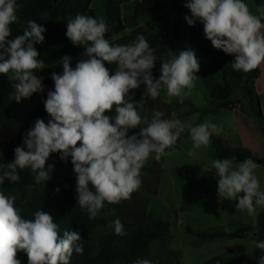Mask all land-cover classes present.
<instances>
[{
  "label": "clouds",
  "instance_id": "1",
  "mask_svg": "<svg viewBox=\"0 0 264 264\" xmlns=\"http://www.w3.org/2000/svg\"><path fill=\"white\" fill-rule=\"evenodd\" d=\"M19 7L17 0H0V75L12 82V98L17 103L44 91L43 78L34 72L49 67L36 48L45 42V27L29 20L23 34L8 39L11 25L18 22ZM185 7L191 13L184 17L189 26L199 21L213 48L234 55V70L248 73L264 64V4L256 7L258 15L245 0H187ZM109 31L103 18L77 13L68 19L66 37L83 48L85 58L74 68L68 55L57 62L63 70L51 74L54 90L48 91L44 101L50 119L46 123L38 118L24 135L23 145L15 147L14 159L0 162V186L6 180L19 182L24 169L30 170L35 184H46L54 171V164L47 161L58 153L61 161L71 159L79 208L95 219L105 202L131 199L142 185L141 170L149 158L159 161L171 155L166 150L173 149L182 134L187 133L192 141V155L210 144L213 133L220 132L210 121L192 126L178 118L165 119L161 111H154L150 120L141 115L144 102L162 92L180 102L191 94L200 70L194 50L173 53L162 62L156 79L152 69L158 57L144 35L119 44L114 43L115 34L106 38ZM106 63L115 64V71ZM141 85L144 96L135 101L131 93ZM137 128L139 132L129 135ZM257 167L250 157L235 165L234 158L211 161V171L218 177V198L238 201L237 211L249 216L257 208L264 209ZM15 200L0 190V264H21L19 252L26 254L28 264H70L74 252L83 254L79 232L64 231L61 236L53 216L44 210L26 219ZM111 226L116 235H127L119 218ZM251 246L264 252V240H253ZM134 264L152 261L139 258ZM258 264H264V255Z\"/></svg>",
  "mask_w": 264,
  "mask_h": 264
},
{
  "label": "trees",
  "instance_id": "2",
  "mask_svg": "<svg viewBox=\"0 0 264 264\" xmlns=\"http://www.w3.org/2000/svg\"><path fill=\"white\" fill-rule=\"evenodd\" d=\"M160 0H135L125 3L123 6L124 22L129 29H136L141 25L150 27L149 35L144 36L149 45L155 49L158 59L152 69L154 78L159 79L161 75V62L170 55L171 47L174 45L178 51L192 49L195 51L199 63L203 58L202 50L196 45L194 39L183 31V20L179 17L191 15L189 9L185 7L187 0H172L170 10L176 16L173 25V37L165 38L161 33V17H152L149 9ZM257 6L264 4V0H255ZM96 18H103L110 28L118 26L116 18V5L114 0H17L20 6L17 12L18 22L11 25L12 33L8 39H14L17 35L23 34L29 20H34L46 28L44 33L45 42L37 44L36 48L40 52L47 51L45 59L54 60L65 55L73 57L71 48L73 44L66 37V23L69 18L77 13L85 14L89 12L92 4ZM199 30L205 39L206 44L211 42L206 39L203 25L197 21L194 26ZM56 43L58 49L47 47V44ZM64 53V55H61ZM56 61V60H55ZM54 62V61H51ZM233 60L226 53L218 55L211 63L207 71L209 78L210 95L213 109L210 111L232 110L241 101L235 95L243 92L249 102L252 115L259 122L264 132V114L261 97L256 89V80L261 75L260 69H255L245 73L232 68ZM200 72V70H199ZM197 72L196 75L199 73ZM14 89L12 82L7 75H0V146L4 147L6 141L20 135L21 125L17 124L11 108V100ZM34 93L31 97H36ZM139 128L134 132H139ZM18 146L23 145V138L18 141ZM7 150V151H6ZM14 155V147L4 149L8 157ZM53 153L47 164H54V171L51 173V180L39 185L29 183L25 180L20 171V181H5L0 186L5 195L16 198V207L21 210L22 216L26 219L34 218L33 214L38 210L49 212L59 226L60 234L64 231L79 232L83 246V254L73 253L70 264H134L139 258H146L152 264H180L179 254L168 247L161 253L160 247L168 246L173 238L169 221H165L157 216V212L147 211V219L144 223L129 229L126 236H118L112 228L114 216L123 212L122 202L119 204H108L105 202L103 209L95 219H89L87 211H82L77 202L76 177L72 167L66 168L63 161ZM210 157L215 159H233L234 163H239L246 158H251L256 164L264 166V158H260L255 152L247 148H225L220 141L214 140ZM9 158V157H8ZM10 159V158H9ZM14 159V156H13ZM11 158L10 162L13 160ZM150 166L145 165L141 174L148 173ZM175 182L179 179H186L192 184L202 188L206 196H199L198 192L187 191L183 187V204L180 209L175 210L173 215L179 211L195 210L203 207L219 208L217 201L218 179L209 177L195 165H189L186 169L175 168L173 170ZM90 189L92 188L89 185ZM25 188V190H24ZM57 189H59L57 191ZM94 191V189H92ZM207 201V202H205ZM254 231L253 238L256 241L264 238V209L258 216V226H242L235 231L226 232L223 229L212 231H195L187 227V232L198 241H213L219 239L247 238ZM157 248V250H155ZM160 251V252H158ZM260 255H264L259 249H254L251 253L227 252L220 256L213 257L203 264H238L247 262L248 264H258ZM21 264H28L27 256L24 252L18 253Z\"/></svg>",
  "mask_w": 264,
  "mask_h": 264
},
{
  "label": "crops",
  "instance_id": "3",
  "mask_svg": "<svg viewBox=\"0 0 264 264\" xmlns=\"http://www.w3.org/2000/svg\"><path fill=\"white\" fill-rule=\"evenodd\" d=\"M133 1L135 0H120V3L115 2L118 26L110 28V31L106 34V38L109 39H111L113 34L116 35L117 40L114 41V43L128 44L135 40L137 35L142 34L147 36L151 32L150 27L145 24L132 30L126 26L123 16V6L125 3ZM171 2L172 0H160V2L149 9L150 16H159L162 18L161 33L165 38L173 37V25L176 20V16H174L170 10ZM94 5L95 3L92 4L87 15L96 18ZM179 19L183 20V31L194 39L196 45L203 53V58L200 63V72L197 74L198 79L195 87L191 90V94L185 97L183 102H180L178 98L169 99L163 92L154 100H146L143 108L140 110L141 115L150 120L154 111H161L164 113L163 118L165 119L178 118L182 122L191 124L192 126L205 121H210L220 127V132L218 134L213 133L210 144L206 148L202 147L197 149L192 155H189V151L193 146L192 141L187 133H185L181 135L173 149L166 150L170 151L171 155H164L159 161H156L152 157L149 158L146 165L150 166V171L148 173L141 174L142 185L140 188L154 192L155 190H152L154 187L150 188L149 181L153 180L158 174L156 185V187L158 186L156 192V196L158 197L160 196L159 192L162 180H167L168 183L166 185V189H164L165 193L163 195V202L168 209H172L174 206L180 209L183 204V188L175 182L173 176V170L175 168L186 169L189 165H195L198 166L209 177V179H218L215 172L211 171V161H213V159L210 157V153L214 140L220 141L221 145L225 148H247L256 152L260 158H264V132L255 117L244 109L243 105H245L244 103L247 101L246 99L238 98L241 103L237 104L236 108L232 110H220L218 112L210 111L214 107L210 95L207 71L214 59L223 53V51L213 48L211 44H206L203 34L194 26H189L185 21L184 16L179 17ZM54 44L56 43L47 44V47L50 45L51 49H58L57 45ZM71 50L72 52L70 54L73 55L71 66L74 68L80 59L85 58L82 56L84 50L81 46L74 45ZM46 53V50L43 51L39 57L45 61L46 65L49 66L43 70H39L40 75L43 77L42 83L44 91L37 92V96L34 98L31 97L29 99H22L20 103H17L13 98L11 100V108L14 119L17 124L21 125L22 131L20 135L18 134L11 140L6 141V145L4 147L0 146V151L3 153V160L0 162L5 164L10 162L14 155L12 153L9 154L8 152L9 159L5 155L4 149H7L8 147H14L15 149V147L19 145L18 141L24 137L26 132L34 125V122L38 118L43 119L46 123L50 119L44 108V101L47 98L45 94L48 93L50 87H54L51 74L56 71V73H61L62 66L57 63L60 61L61 57L54 58V60H47L45 59ZM173 53H179L178 49L174 45L171 47L169 57L162 62L171 59ZM61 55H64V53H61ZM229 56L234 61V55ZM106 67H108L111 71H115L116 65H108L106 63ZM260 71L261 75L256 81V87L258 94L261 97L264 114V85L260 86V79L263 76L262 66ZM144 88L145 86L141 85L139 89L133 90L131 94L135 101H140L142 99L144 96ZM108 114L111 115V113ZM15 116H17V118L19 116V119L17 120ZM134 130H131L129 135L133 134ZM55 156L59 158L58 153H56ZM64 163L66 168H73L70 158ZM157 164L160 165L158 170H156ZM235 164L238 163H234V165ZM257 165L256 175L260 179L262 190H264V166L259 164ZM145 181L148 182L145 183ZM203 196H206V194L204 193ZM217 201L220 205L219 208L203 207L195 210L179 211L176 215H172L169 219L170 230L173 238L168 243V248L179 254L180 264H203L207 260L227 252L241 254L251 253L254 251V246H251V242L254 240V231L249 237L243 239H219L213 241H198L197 243L196 238L187 232V227H190L195 231L223 229L226 232H232L242 226L253 227L255 224L256 212L252 216H249L246 212L237 211L235 205L238 201H230L226 199L221 200L218 197ZM125 204L126 203L123 202V212H126L128 207H126ZM150 204V201L145 200L136 206V209L128 222L130 225L124 229L125 231H128L129 229L146 221L147 211ZM114 217H116V215ZM228 227L232 229L227 231ZM208 252H210L209 255H207ZM202 253L204 255H202ZM238 264L248 263L240 262Z\"/></svg>",
  "mask_w": 264,
  "mask_h": 264
},
{
  "label": "rangeland",
  "instance_id": "4",
  "mask_svg": "<svg viewBox=\"0 0 264 264\" xmlns=\"http://www.w3.org/2000/svg\"><path fill=\"white\" fill-rule=\"evenodd\" d=\"M115 2L116 3H120V0H115ZM245 3H247L248 5H249V7H250V10L254 13V14H257L258 15V13H256V7H257V4H256V2H255V0H245ZM264 64H262L261 66H262V71H263V76H262V78L260 79L261 81H260V86H263L264 85V66H263ZM61 66H62V64H61ZM261 66H259L258 67V69H260L261 70ZM62 68V67H61ZM62 70H63V68H62ZM61 70V71H62ZM57 72V71H56ZM60 73V72H59ZM62 73V72H61ZM34 74L35 75H37L38 77H42L41 75H40V72H39V70H36L35 72H34ZM43 78V77H42ZM257 81V80H256ZM49 85V84H48ZM46 88V87H45ZM256 89H257V87H256ZM49 90H54V87L52 86V87H50V89ZM48 90V91H49ZM258 92V91H257ZM202 95V94H201ZM45 96H47V93L45 94ZM202 97H203V95H202ZM235 97L238 99V98H243V99H246L245 98V96H244V94H243V92L241 91V92H239V93H237L236 95H235ZM247 100V99H246ZM245 105H243V107H244V109L245 110H247L248 112H249V114H252L251 113V109H250V107H249V102H248V100L244 103ZM16 117V119L18 120L19 119V116H18V118H17V116H15ZM252 151V150H251ZM256 153V152H255ZM153 167V166H152ZM156 167V166H155ZM158 167H160V165H158L157 164V168H156V170H158ZM22 173H23V176H24V178H25V180L27 181V182H29V183H33L34 182V180H33V176H32V174H31V172H30V170L29 169H24V170H22ZM157 177H158V174L154 177V179L153 180H150L149 182H150V188L151 187H154V188H152V190H155L154 192L153 191H148V190H144V189H142V188H140L138 191H136V192H134L133 194H132V196H131V199H129V200H124V201H122V205H123V202H125L126 204H125V206L127 207V210H126V212H121L120 213V215L119 214H116V217H113L114 218V220L115 219H117V218H119V220L122 222V224H123V226H124V229H126V227L128 226V225H130L128 222L130 221V218L132 217V214H133V212H134V210L136 209V206L137 205H139V203H141V202H143V201H150V203H153V202H155V203H153L152 204V206L150 207V211L151 212H157V216L158 217H161L162 219H164L165 221H169V219L172 217V213L173 212H175V210H178V207H173L172 209H168V207L164 204V202H163V195H164V189H166V185H167V180H165V179H163L162 180V183H161V189H160V196H156V192H157V187H156V185H157ZM164 178V177H163ZM148 181H145V183H147ZM179 186H181L182 188L183 187H185L186 189H187V191H194V192H198V195L201 197V196H203V194H204V192H203V190H202V188L200 187V186H198V185H195V184H192L190 181H188V180H186V179H179V181L178 182H176ZM146 189H149V188H146ZM24 190H25V188H24ZM205 202H207V201H205ZM149 208V207H148ZM261 208H257L256 209V220H255V224L253 225V227L255 228V231H256V228H257V226H258V216H259V214H260V212H261ZM230 229H232V228H230V227H228L227 228V231H230ZM167 247L168 246H163V247H160V251H161V253H163V252H165L166 251V249H167ZM155 250H157V248L155 249ZM160 251H158V252H160ZM210 254V252H208V254L207 255H209ZM202 255H204L203 253H202Z\"/></svg>",
  "mask_w": 264,
  "mask_h": 264
}]
</instances>
